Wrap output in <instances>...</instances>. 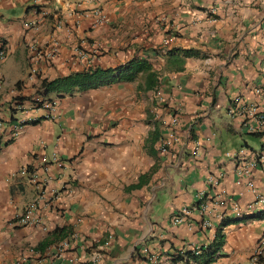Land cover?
Listing matches in <instances>:
<instances>
[{"label": "crops", "instance_id": "1", "mask_svg": "<svg viewBox=\"0 0 264 264\" xmlns=\"http://www.w3.org/2000/svg\"><path fill=\"white\" fill-rule=\"evenodd\" d=\"M94 6L106 22L85 15ZM0 40L6 125L23 115L11 107L15 96L57 97L62 112L13 138L8 127L0 142V264H149V255L164 264L215 241L216 258L198 264H264V206L242 218L227 211L221 237L200 226L198 210L173 222L199 190H225L227 205L214 212L253 201L250 179L264 192L262 168L239 172L264 150V135L228 111L237 95L264 108L256 93L264 92V0H0ZM95 66L133 78L46 93L45 79ZM54 153L64 165H51L45 188L58 194L43 224H17L39 191L19 170ZM218 172L221 182L210 184Z\"/></svg>", "mask_w": 264, "mask_h": 264}, {"label": "built area", "instance_id": "2", "mask_svg": "<svg viewBox=\"0 0 264 264\" xmlns=\"http://www.w3.org/2000/svg\"><path fill=\"white\" fill-rule=\"evenodd\" d=\"M81 5V4H79ZM209 16L216 14L217 10L215 6L209 7L206 10ZM85 15L92 20L93 24L104 23L108 20L107 13L102 7L94 6L93 8H86ZM36 21L26 22V26H31L35 24ZM6 57V50L4 43L0 40V58ZM256 93L261 96L264 100V92L260 89H256ZM59 100L57 97H49L43 95H37L33 97V100L28 104V108L23 107L25 104H17L12 101V108L23 113L22 116L18 117L17 121L10 126L0 118V142L3 139H7V135L3 136L9 127V132H11L10 138L17 136L21 129L28 123L35 122L41 119L57 120L61 117L62 112L59 108ZM44 110L42 114H37L35 111ZM229 113L231 115H239L242 117L243 126L250 132L260 133L264 135V108L255 101L247 100L242 95H237L234 97L232 104L229 107ZM179 117L174 115L172 117L171 123L178 124ZM243 152V150H242ZM227 155H232L228 152ZM253 160L250 163H244L240 166L239 172L241 174L252 173L253 168H262L264 170V150H256L253 153ZM63 158L58 154L54 153L51 160L43 159L38 168H32L29 165H24L19 170L22 176H27L33 183L39 185V191L36 196L26 205L24 211L16 216V223L19 225L28 224H43V217L41 212L43 207L50 205L52 198L56 197L58 194V189L55 188L52 192H48L45 188L47 182H49L51 165L56 164L59 167L64 165ZM219 172L216 174H209L207 180L210 184L218 185L221 182V176ZM40 182V183H39ZM247 185L252 189L254 193V200L248 202L246 205H241L238 201L232 202L230 210H221L214 212L217 207H223L227 205L225 198V190L222 189L220 192L211 195L206 190H199L197 197L199 200L197 204L192 206H185L181 208L179 212L173 217V222L175 224L185 221L188 216H190L193 210H198L196 212L199 216V223L202 228H212L217 227V232H222L225 227V221L231 212L234 217L242 218L252 213L259 206H264V192H262L257 186L255 180L250 179ZM206 244H194L189 249H182L174 253V257L182 256V258L168 257L164 264H198L197 260L193 258L192 255L188 254L191 251L192 254H198L201 252L202 246ZM262 250L264 249V239L261 244ZM149 264H157L158 260L154 255H149Z\"/></svg>", "mask_w": 264, "mask_h": 264}, {"label": "trees", "instance_id": "3", "mask_svg": "<svg viewBox=\"0 0 264 264\" xmlns=\"http://www.w3.org/2000/svg\"><path fill=\"white\" fill-rule=\"evenodd\" d=\"M140 67H137L139 69ZM133 74L125 73L122 69L104 68L100 66L90 67L84 71H79L71 73L69 75L58 77L53 80L45 79L43 85L48 92H72L76 88L87 89V88H97L107 83L115 80H128L132 79ZM26 100L31 101L33 97L24 98L21 96H15L12 101L17 104H25ZM226 223V221H225ZM221 232H219V237H221ZM222 241H215L213 243L203 245L201 252L198 254H192L191 251L187 253L192 255L196 260H203L205 262H210L216 258V254L221 247ZM169 257L182 258V256L174 257V253H171Z\"/></svg>", "mask_w": 264, "mask_h": 264}]
</instances>
